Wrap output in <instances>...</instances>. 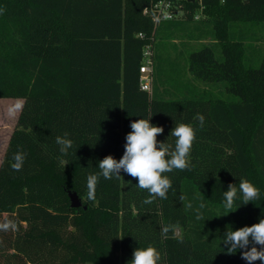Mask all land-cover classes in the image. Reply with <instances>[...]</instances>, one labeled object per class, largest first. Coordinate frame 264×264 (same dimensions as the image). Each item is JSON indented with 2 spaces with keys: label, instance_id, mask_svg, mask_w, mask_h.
<instances>
[{
  "label": "trees",
  "instance_id": "1",
  "mask_svg": "<svg viewBox=\"0 0 264 264\" xmlns=\"http://www.w3.org/2000/svg\"><path fill=\"white\" fill-rule=\"evenodd\" d=\"M156 1L0 0V99L24 101L0 164V222L17 224L0 232V264H128L148 245L160 251L159 264H247L243 250L229 255L221 240L228 228L264 218V59L250 63L245 37L235 41L230 31L264 24V0H202L203 25L219 46L189 54L187 68L221 88L214 98L180 79L165 88L161 60L153 91L142 90L144 49L152 46L155 59L157 37L178 28L144 16ZM183 5L194 21L199 2ZM141 118L163 127L157 140L173 147L176 124L195 127L190 167L166 173L167 199L145 204L149 193L121 171L120 179L101 177L89 200L88 175L105 156H123L130 124ZM65 133L67 155L56 143ZM17 152L26 154L20 171L11 167ZM242 178L260 197L236 210L237 199L227 213L224 192ZM70 192L81 208L71 207Z\"/></svg>",
  "mask_w": 264,
  "mask_h": 264
},
{
  "label": "clouds",
  "instance_id": "2",
  "mask_svg": "<svg viewBox=\"0 0 264 264\" xmlns=\"http://www.w3.org/2000/svg\"><path fill=\"white\" fill-rule=\"evenodd\" d=\"M19 105L9 109L14 115L19 109ZM200 126H203L204 117L198 115ZM131 131L126 135L123 156L117 160L113 156H105L99 161L100 171L90 174L87 177V197L95 200L96 187L101 177L110 180L113 177L120 179L121 171L128 176L137 179L138 188L146 190L149 196L144 200L145 204H151L157 197L167 199V193L172 188V182L166 173L173 170H185L190 167V156L193 144L196 140L197 129L191 124H176L171 130L170 136L175 138L174 147L167 142L157 140L158 135L163 134L161 126L150 123V118L134 120L130 124ZM56 143L60 146V152L67 155L69 149L73 147V141L68 138V133L64 136H57ZM26 154L17 152L13 156V170L20 171L23 167ZM260 189L248 179H241L237 187L236 184H229L228 190L224 192L223 207L227 213L233 212L237 199L243 204L259 199ZM204 205L201 204V208ZM202 215L197 219H202ZM17 230V224L13 220L0 222V232ZM221 243L226 247L227 254L233 255L238 250L241 258L247 264H255L260 261L264 264V218L251 226H244L235 231L231 228L224 234ZM251 245V247H249ZM259 246V247H257ZM161 260L160 251L153 245L144 248H136L133 257L128 264H159Z\"/></svg>",
  "mask_w": 264,
  "mask_h": 264
},
{
  "label": "rangeland",
  "instance_id": "3",
  "mask_svg": "<svg viewBox=\"0 0 264 264\" xmlns=\"http://www.w3.org/2000/svg\"><path fill=\"white\" fill-rule=\"evenodd\" d=\"M207 19V17L201 15L199 20L188 21L179 16L171 23L169 21L170 24H176L178 26L177 29L165 32L164 35L162 34L157 37L154 60L156 69L161 60V66L164 68L166 74L164 81L166 82V85H164L165 88H173L176 86L175 82L180 79L188 91L196 93L199 96L214 98L219 97L222 93L221 88L219 89L216 84L196 79L187 68L189 54L194 51H199L205 46H219L214 34H209V28L203 25L208 24ZM263 26L264 24L249 28V26L235 24L230 31L235 41H240V39L245 37L243 51L246 57H248L249 62L254 63L257 67L264 59ZM243 27H248V29H244ZM172 63L175 64V72L171 70L170 64ZM168 72L169 77L167 79ZM153 89L154 84H152L149 92H152ZM23 104L24 101L21 99H0V164L3 160L10 137L15 130ZM17 105L20 107L16 113L14 115L10 114L9 109Z\"/></svg>",
  "mask_w": 264,
  "mask_h": 264
},
{
  "label": "built area",
  "instance_id": "4",
  "mask_svg": "<svg viewBox=\"0 0 264 264\" xmlns=\"http://www.w3.org/2000/svg\"><path fill=\"white\" fill-rule=\"evenodd\" d=\"M184 1L186 0H157L152 3L150 7L146 8L143 14L152 20L156 28L164 22L174 21L179 16L185 20L187 19L188 12L184 8ZM195 1L199 2L200 10L199 13L195 15L194 19L199 20L200 16H203L205 8L202 4V0H194L193 2ZM138 37L143 38L141 34ZM154 66L153 48L152 46H147L144 49L140 67L141 88L144 91H150L152 88Z\"/></svg>",
  "mask_w": 264,
  "mask_h": 264
},
{
  "label": "water",
  "instance_id": "5",
  "mask_svg": "<svg viewBox=\"0 0 264 264\" xmlns=\"http://www.w3.org/2000/svg\"><path fill=\"white\" fill-rule=\"evenodd\" d=\"M189 1H194V0H189ZM69 198H70V202H71V207L74 209H79L83 206L82 200L80 199V197L78 196L77 193L75 192H70L69 193ZM84 209L86 210L87 207L84 206Z\"/></svg>",
  "mask_w": 264,
  "mask_h": 264
}]
</instances>
